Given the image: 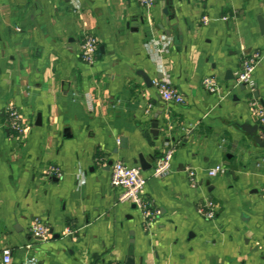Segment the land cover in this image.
I'll return each instance as SVG.
<instances>
[{
	"label": "crops",
	"instance_id": "obj_1",
	"mask_svg": "<svg viewBox=\"0 0 264 264\" xmlns=\"http://www.w3.org/2000/svg\"><path fill=\"white\" fill-rule=\"evenodd\" d=\"M165 7L0 0V257L10 248L9 264H264V144L243 130L258 124L251 102L264 107V63L252 87L236 84L243 60L264 51V0H173L171 18ZM85 34L97 40L91 65L80 57ZM161 78L183 102L161 98ZM8 106L29 121L21 136ZM169 150L168 173L153 177ZM139 153L152 165L140 168L143 196L158 211L148 231L110 183L113 162L138 166ZM52 166L62 175H48ZM207 199L212 219L197 212ZM34 220L47 240L32 234Z\"/></svg>",
	"mask_w": 264,
	"mask_h": 264
},
{
	"label": "built area",
	"instance_id": "obj_2",
	"mask_svg": "<svg viewBox=\"0 0 264 264\" xmlns=\"http://www.w3.org/2000/svg\"><path fill=\"white\" fill-rule=\"evenodd\" d=\"M144 8H150L156 0H136ZM97 52V40L91 34H85L80 43V57L81 60L89 65L95 61ZM264 63V51L254 53L248 56L242 62V68L236 75V84L245 83L252 87L254 80L252 73L255 67L260 63ZM203 88L213 93L217 90V84L213 77H205L202 79ZM155 86L159 95L165 102H183V96L171 84L168 78H161L155 81ZM150 107V106H149ZM251 114L258 124L264 126V107L258 105L256 102L250 104ZM7 121L8 127L16 136L23 135L28 127V119L14 106L7 107ZM172 158V150L166 152L161 161L152 169L151 175L153 177H161L168 173L170 169V161ZM220 171L219 167H215L208 171V175L214 176ZM110 183L114 187L120 188L118 196L119 202H129L141 212L143 217V228L145 231L149 230L154 216L158 213L148 206L147 201L143 196V190L146 183V178L142 175L139 166L126 165L122 161H115L111 165ZM48 175L61 176L62 172L57 167H50L46 170ZM191 185H196L195 173L193 170L188 171ZM261 199L264 203V187L260 191ZM215 204L207 199L202 205L197 208V212L208 219H212L215 215ZM32 234L42 240H47L50 237L49 229L41 224L38 220H34L31 226ZM11 260V249L4 248L1 251L0 264H9Z\"/></svg>",
	"mask_w": 264,
	"mask_h": 264
},
{
	"label": "water",
	"instance_id": "obj_3",
	"mask_svg": "<svg viewBox=\"0 0 264 264\" xmlns=\"http://www.w3.org/2000/svg\"><path fill=\"white\" fill-rule=\"evenodd\" d=\"M164 2L166 4V7L163 9V13L165 15H167L169 18H171L170 14H169V8H171L173 0H164ZM260 28H261V31H264V20H261V19H260ZM174 43H177V39L174 40ZM227 73H229V72H227ZM227 78L228 79H234V76L230 74V76H228ZM241 84L243 86L245 83L243 82ZM37 120H39V117H37ZM151 126L153 128L151 130V132L154 135H156L158 132H157V130H154V129H156L157 123L153 122ZM243 128H244L243 130H245V132H247V134H249L258 144H262V145L264 144V126L255 124L253 126L245 125ZM257 130L262 131V136H257L254 134ZM135 163H137V165L142 170H148L152 167V165L149 162L145 161L143 155L140 153L138 154L137 159H135ZM132 206L135 207L134 204Z\"/></svg>",
	"mask_w": 264,
	"mask_h": 264
}]
</instances>
